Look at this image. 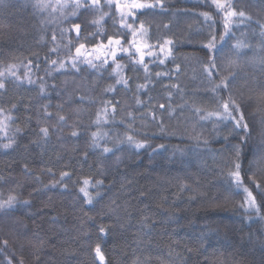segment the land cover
Listing matches in <instances>:
<instances>
[{"label":"trees","instance_id":"1","mask_svg":"<svg viewBox=\"0 0 264 264\" xmlns=\"http://www.w3.org/2000/svg\"><path fill=\"white\" fill-rule=\"evenodd\" d=\"M233 5L249 14L252 21L233 26L231 34L218 44L217 63L221 66L226 65L229 57L235 58L232 46L238 40L251 45L240 50L243 60L254 54L264 56V49H257L262 38L259 25L255 23L257 20L264 23V0H233ZM103 10L109 11L107 7ZM112 11L115 12L114 8ZM203 12H210L217 21L215 32L219 40L223 22L210 0L208 3L205 0H165L163 10L138 14L136 24L145 22L149 43H155L158 38L161 43L163 38L174 41L172 55L161 56L163 64L159 59L145 57L150 82L146 89L137 92L136 85L145 83L143 67L135 66L133 70L127 56L121 54L118 59L127 65L124 74L130 78L129 87L116 85L115 91L105 92L106 87L115 84V77L110 75L112 69L107 66L96 71L81 64L78 73L69 67L46 75V70L50 69L45 56L51 60L67 55L62 47L66 39L60 38L59 29L69 27L68 23L48 24L44 32L40 21L46 19L47 14H37L29 0H0V66L21 61L27 64L28 59H32V79L37 80L36 84L9 80L6 91H0V107L7 109L16 105L8 134L12 135L17 127L22 129L16 134L14 149H0V176L4 177L0 181V192L6 197L10 189H15L20 201H30L27 205L18 203L11 210L0 211V241L9 242L7 247L0 245V264H7L8 257L12 264H18L19 257L24 258V264H99L93 251L96 244L101 246L107 264H131L134 256L145 254L153 257L152 264H159L157 257L165 264H205V258L207 264H224V261L226 264H258L261 254L258 249L253 250L248 236L250 232L264 229V221L252 223L246 219L247 216L256 219L255 214L246 213L238 206L245 193L230 183L225 174L227 166L223 163L231 154L230 146L239 144V137L244 134L229 135L232 128L229 124L220 125L217 135L213 122L205 121L197 126V131H202L209 143L197 145L189 138L194 135L191 125L196 120L190 106L195 103L208 110L215 107L212 94L204 93L206 81L202 64L207 62L209 53L201 47L208 38V25L200 15ZM96 15L89 11L83 13L80 20L71 21L82 22L81 41L87 33L96 31V26L88 23ZM165 24L169 26L165 28ZM103 28L107 35L115 34L119 29L118 20L114 26L113 18L105 17ZM53 31L61 45L58 54H49L54 46ZM41 35H45V40H40ZM99 40L106 42V36H97L88 42L89 46ZM37 63L38 70L34 66ZM176 65L180 66L179 72L175 71ZM24 71L21 66L19 75L23 76ZM156 73L167 75L157 77ZM38 77H44L46 82L44 94L40 93ZM260 82H264V72L256 64L245 63L233 86L239 90L237 95L243 92L245 118L252 128V137L242 145L243 186L252 190L258 203L264 204V196L249 180L255 175L264 188V161L259 159L264 152L260 134L264 111L255 99L248 100L249 96L258 94ZM171 85H179L183 93ZM81 96L90 99L82 102ZM137 98L143 102L141 105L136 104ZM102 101H119V104L116 122L100 126L102 131L108 132L101 144L112 147L117 138L123 136L127 131L125 124L131 123L126 113L131 111L137 116L134 124L137 131L132 134L137 139H147L151 147L137 150L124 143L108 154L89 148L90 134L97 130L93 121ZM185 101L188 106L182 114L177 109L169 116L166 110L169 103L175 108ZM159 104H164L165 110L159 109ZM45 105L51 116H45ZM150 110L156 112L157 117H163L165 132L159 130L157 121L142 115ZM57 114L64 115L66 121L58 123ZM122 118L125 124L120 123ZM43 126L49 128L48 140L33 143L39 141V129ZM73 131L78 135L72 136ZM170 132L176 134L169 135ZM159 144H164L166 149L153 153L152 149ZM24 164L32 170L30 174L23 171ZM49 168L52 173L47 171ZM62 171L71 173V177L63 181L67 188L61 185L43 188L59 180ZM87 176L103 181L99 188L90 189L93 194L97 191L101 194L92 205L85 204L78 191L79 179ZM185 183L190 187L181 191ZM193 196L196 198L191 199ZM146 215L151 217L150 228L140 223L141 217ZM100 227L106 232L101 233ZM40 240L45 243L38 250L36 245ZM172 241H177L178 245L170 249ZM187 248L193 251L189 253ZM65 250H75V254L69 256Z\"/></svg>","mask_w":264,"mask_h":264},{"label":"snow or ice","instance_id":"2","mask_svg":"<svg viewBox=\"0 0 264 264\" xmlns=\"http://www.w3.org/2000/svg\"><path fill=\"white\" fill-rule=\"evenodd\" d=\"M32 7L36 10L37 14H47L46 19L40 21L41 29L46 32V25L56 24L62 25L68 23L69 27L64 28L60 27L59 34L61 39H66V43L62 45L63 49L67 51V55L60 59H51L49 60L45 56V60L49 65L50 70H46V75H51L52 71L65 70L71 68L75 72H79V65L86 64L89 68L99 71L105 66L112 69L110 75L115 77V84L109 85L104 89L105 92L115 91L116 85H123L125 88L129 87V77H126L124 70L126 64L121 63L118 57L121 54H125L128 58V64L133 66H142L145 73V83L137 84V92L140 90L146 89L148 83L150 82L149 66L145 63V57L159 59V63L163 64L164 59L160 57L168 58L172 55L171 46L174 44V41L169 38H163L161 43L158 38L155 43H149L146 39L148 34V28L145 26L144 21H140L137 26L136 21L138 20V14H144L148 11H154L156 9L163 10L165 8V0H29ZM206 3L209 0H205ZM210 4L214 6L218 15L221 16L223 22V33L217 39L215 32V25L217 21L214 19L213 15L210 12L200 13L204 17L205 23L208 25L207 32V41L202 43L203 47L208 53L207 62L202 64L203 73L205 75L206 87L204 93H211L215 107L213 110H208L203 107H198L193 103L191 111L196 117L194 123H192L191 128L194 135H190L189 138L196 141L197 145L209 143L208 137L204 135L202 131H197V126L201 122L212 121L213 122V131L219 135V126L223 125L227 127L231 124L232 128L229 135L232 133H243L244 135L240 136V143L231 145V154L223 160V163L227 166L226 176L229 178L230 183L235 185L236 190L242 188L245 193L242 202L239 203V207L244 210V212L254 213L256 219H253L252 216H247L246 219L252 223H258L264 221V204L258 203L256 196L253 194L252 190L246 186H243V178L241 175L242 169V145L247 144L252 137V128H250L249 121L245 118L244 108V95L243 92H239L237 95L238 89L234 88V82L237 80L239 74L243 71L245 63H253L260 67L261 71L264 72V56L253 55L248 58L246 61L242 59L241 49L251 47L250 44H246L243 41H237L233 46L235 58L229 57L227 59L226 65H218L217 56L220 51L218 44L223 42L226 36L231 34V29L233 26H239L245 24V22H251L252 17L247 14L243 9L237 10L233 5V0H210ZM107 7L109 11H104L103 9ZM113 8L115 12L113 13ZM71 9V11H69ZM92 11L97 13L95 18L88 21L91 25L96 26L95 32L87 33L81 41V32H82V22L81 23H72V20H80L83 13ZM111 16L113 18L114 26L119 23V29L113 35H107L105 29L103 28V21L105 17ZM131 21V22H129ZM259 25L260 32L259 35L262 38V43L257 46V49H264V23H261L259 20L255 21ZM169 25L165 24L164 27L167 28ZM74 33V37L71 35ZM99 35L106 36L105 40H99L95 43H92L89 46V41L95 40ZM45 35L40 36V40H45ZM53 42V47L49 49V54L59 53L61 45L57 41L56 32L53 31L51 35ZM126 42V44H125ZM74 48V51L72 50ZM38 59V57H37ZM23 66L25 71L23 76L19 75V69ZM33 60L28 59L27 64H23L21 61L20 64L17 63H8L5 66H0V91H6V81L12 80L17 83H23L27 81L28 84H36L37 80H33ZM35 68L39 69V64L34 65ZM175 71H180V66L176 65ZM162 75H167V73H156L157 77ZM219 77V79H217ZM40 93L44 94L46 90V82L44 77H38ZM242 85L241 87H243ZM54 87V85H53ZM168 87V86H166ZM177 91L183 93V90L180 89L179 85L170 86ZM259 89L258 94L249 96L248 100L255 101L261 106L262 111H264V82L257 84ZM226 93V95H224ZM172 93H168V97L171 98ZM86 98L84 96L80 97V100L83 102ZM143 102L137 98L136 104L141 105ZM117 104L119 101L113 103L112 101H102L101 106L96 111V118L93 121V124L97 126V130L91 132V142L89 148L100 149L103 154L113 153L114 149L118 148L120 144H128L130 147H133L137 150L150 148L151 144L147 139H137L132 133L136 132L134 127L137 116L128 111L126 113L127 119L131 123H126L122 118L120 120L121 124H125L127 131L123 136L118 137L116 142L112 147L107 146V144H101V141L108 137L107 131L101 130L102 124L115 123L116 122V113H117ZM188 106L187 101L183 104L177 105L175 108L171 103L167 106V111L169 116L177 111V109L182 110ZM47 105L43 106L45 116H51L52 114L47 111ZM58 107H62L58 105ZM161 110H165L164 104H159L157 106ZM16 110V105L12 104L9 108L0 107V149L10 150L14 149L17 145L16 134L21 132L22 129L17 127L12 135L8 134L10 128V122H12L15 117L12 115V112ZM79 112L80 109H75ZM145 116H150L151 119L157 121L159 130L161 132L166 131L163 117H157L156 112L149 111L148 113L142 114ZM30 119V118H29ZM58 123L66 121L64 115L57 114ZM53 128L56 126L53 125ZM169 135H175V132L168 133ZM261 148L264 149V121H261ZM49 128L43 126L39 129V141H33V143H39L40 141L46 142L49 138ZM72 136H77L78 132L73 131ZM146 135V134H145ZM225 140L228 137H224ZM6 141V142H2ZM157 149H166L164 144H159L156 148L152 149L153 153H156ZM182 151V150H181ZM85 157H87V152H85ZM119 161L120 157L116 158ZM261 161H264V152L261 153L259 157ZM23 171L26 174L31 173V169L27 164H24ZM49 173H52V169H47ZM71 173L68 171H62L60 173L59 180L51 181L47 185H43V188H54L57 185H61L64 188H67V185L63 184L65 178H70ZM39 180V176L36 177ZM4 177L0 176V181H3ZM249 180L254 184L256 189L264 196V188L261 187L260 183L255 179V175L249 177ZM79 193L82 194L84 202L87 205H92L94 200H96L101 194L97 191L93 194L90 189L99 188L103 181L99 179H94L91 176L81 177L79 179ZM20 185L17 184V187ZM190 186L185 183L181 185V191L189 188ZM141 196H144V193H141ZM193 196L191 199H195ZM18 203H23L25 205L29 204L30 201L25 199L20 201L15 189H10L8 194L5 197L3 192H0V211H8L13 209ZM115 204V201L111 202ZM109 211H114V209L109 208ZM86 215V214H85ZM91 219V217H89ZM151 220L150 216H142L140 223L145 228H150L149 221ZM99 231L105 233L106 229L100 227ZM249 241L252 244L253 250L258 249L260 252V260L258 264H264V229H257L256 233H249ZM204 239V234H201V240ZM8 240L0 241V245L3 247L8 246ZM44 241L40 240L36 245L37 249L43 247ZM172 245H178L177 241H172L168 247L171 249ZM203 247V245H201ZM189 253L193 251L192 248L186 249ZM95 258L98 260L99 264H107L106 257L101 250V246L96 244L94 249ZM199 251V249H197ZM66 254L71 256L75 254V250H65ZM172 252L169 251L168 258L171 259ZM223 256V253L220 254ZM39 259V257H34ZM7 264H12V259L10 257L6 258ZM159 261V264H165V262L160 258H156ZM153 257L151 255L145 254L143 256H134L131 261V264H152ZM18 264H24V258H18ZM205 264H207V258H205ZM226 264V261H224Z\"/></svg>","mask_w":264,"mask_h":264}]
</instances>
